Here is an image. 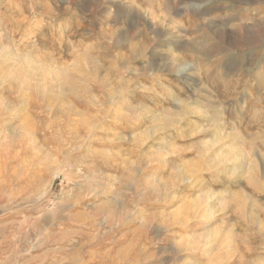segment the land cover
<instances>
[{"label": "rangeland", "instance_id": "rangeland-1", "mask_svg": "<svg viewBox=\"0 0 264 264\" xmlns=\"http://www.w3.org/2000/svg\"><path fill=\"white\" fill-rule=\"evenodd\" d=\"M0 264H264V0H0Z\"/></svg>", "mask_w": 264, "mask_h": 264}, {"label": "bare ground", "instance_id": "bare-ground-1", "mask_svg": "<svg viewBox=\"0 0 264 264\" xmlns=\"http://www.w3.org/2000/svg\"><path fill=\"white\" fill-rule=\"evenodd\" d=\"M119 220V219H118Z\"/></svg>", "mask_w": 264, "mask_h": 264}]
</instances>
